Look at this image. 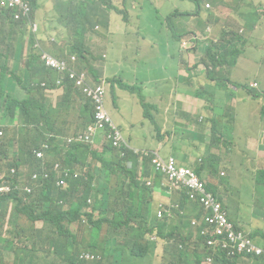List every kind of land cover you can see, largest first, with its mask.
<instances>
[{
	"label": "trees",
	"instance_id": "trees-1",
	"mask_svg": "<svg viewBox=\"0 0 264 264\" xmlns=\"http://www.w3.org/2000/svg\"><path fill=\"white\" fill-rule=\"evenodd\" d=\"M28 1L32 6V19L37 20L35 10L39 9V0ZM192 1L196 9L171 12L168 25L177 22L173 16L186 17L193 12L208 22L201 26L188 20L186 23L194 27L184 32L192 35L191 51L197 55L195 66L200 63L207 66V72L196 76L204 80L215 79L216 76L210 73L220 67L218 74L225 64L247 57L244 54L246 46L263 35L260 29L264 26L261 22L264 11L261 5L264 3L252 0L253 10L244 11L243 6H251L238 0L221 17L219 13L203 12L204 0ZM48 5L47 15L51 19L47 30L57 31V38L52 40L48 36L45 39L53 43L65 38V32L70 31L68 40L72 43L56 57L42 48V35L40 47L36 46V35L28 30L25 20L15 21L9 12L0 10V131H3L0 135V170L5 165L3 160L8 158L9 165L28 169V178L30 171L50 173V177L27 196L21 191L0 194V264H44L45 258L46 264H211L205 260L207 256L217 257L215 263L218 264H237L241 257L229 258L219 248L208 246V239L214 235L206 223H193L199 217L193 218L189 212L181 210L187 204L186 195L182 194V207L174 210L172 219L168 215L158 217L155 201L160 199L162 203H168L161 198L163 176L154 170L150 157L141 160L131 151L121 156L119 149L109 141L105 152L100 153L92 147V142L77 140L90 134V129L95 126V99L85 91V84L75 88L67 79L66 70L80 68L88 61V35L95 31L96 25L107 29L110 19L107 13L98 12L100 7L91 0H49ZM130 14L132 12L127 16ZM171 28L170 34L179 41L182 35L177 33L183 31L174 25ZM215 29L217 41L213 45L209 35ZM27 39L30 47L24 57ZM178 41L170 44L172 53L178 56L183 53L182 58L188 56L190 49L179 51L175 43ZM141 44L156 47L145 36L138 38L137 48ZM44 52L58 61L69 60L68 65L60 69L65 85L59 81L56 67L47 65L42 58ZM135 52H129L128 61ZM72 57L75 60H71ZM186 64L191 73L194 66ZM104 81L107 85L114 80L96 79L98 84ZM227 85L229 89L225 88ZM234 85V80L226 78L223 88L215 90L230 96L232 106H235ZM243 86L249 94L255 93L248 85ZM134 93L145 108V117H150L152 112L145 93L141 90ZM226 109L228 115L229 109ZM197 115L199 119L201 115ZM224 120L222 111L212 113L208 110L202 124L211 128L215 140L222 141L226 139V133L218 128V123L222 121L226 126H229L227 123L232 126L236 122L230 118L227 123ZM184 128L183 125L179 129ZM68 136L75 141L69 144ZM205 136L201 135L198 141L208 148L210 144H206ZM175 137L179 140L182 130L175 131ZM43 144L51 145L52 149L45 158H38L35 151L42 149ZM58 161L62 163L59 172L54 168ZM196 171L204 178L199 167ZM101 172L98 181H90ZM66 173H69L68 177ZM146 178H152L153 184L148 185ZM61 179L65 180L64 185H59ZM105 184L108 194L104 191ZM238 211L235 224L244 228L257 243L264 244V240L257 238L264 237V232L245 227L240 220L243 215L239 216ZM73 246L77 257L71 259L68 252ZM83 250L96 252L100 259L94 262L80 259ZM150 251L154 256L151 261L148 259ZM127 252L129 256L125 258ZM248 259L254 264H264V256Z\"/></svg>",
	"mask_w": 264,
	"mask_h": 264
},
{
	"label": "rangeland",
	"instance_id": "rangeland-1",
	"mask_svg": "<svg viewBox=\"0 0 264 264\" xmlns=\"http://www.w3.org/2000/svg\"><path fill=\"white\" fill-rule=\"evenodd\" d=\"M49 0H39V9L35 10L36 13V23L38 25V36H40L43 31L45 34L50 33L51 31L47 30V26L51 17L47 15V9ZM95 1L99 6L98 12H105L109 15L110 23L108 28L96 25L95 31L88 35L86 46L89 48L91 53L100 58L104 65L107 67L108 72L110 73L112 79L120 84L125 86L124 89L130 94V99L132 103L128 110V119L135 124V128L139 131L140 135H143L146 132V127L141 123L144 121L147 124L148 120L144 118L145 108L142 105L138 94L134 93L141 90L142 94L148 97L149 100V109L153 113L154 117H157V108L160 104L161 111L158 113H164L170 121V126L174 127L177 131L182 127L183 122H187L186 118L182 115H177L180 112L178 106V95L187 92L199 98L196 101L183 102V107L185 111L192 109L197 114L204 115L208 110L212 113L222 111L224 113L225 122L234 121L239 117H248L260 101L259 98H264L263 91L258 93L255 96L248 97L244 95L243 87H241L242 97H238V93L232 92L235 97L233 102L236 103L235 106L230 104L231 97L226 95L223 91H215L216 88L221 87V83L217 79L223 80L226 78H231L237 84L250 83L254 81V76L264 79V26L260 29L262 31V36H259V40H256L255 43H249L244 50V54L247 57L237 61H233L229 64H225L224 70L216 73L219 69H216V72L210 73L211 76L215 79L208 78L204 80L200 76L203 72L207 70L203 67V63H200L195 66V58L193 60V54L191 49L193 48L192 35L186 34L184 30L190 31L194 26L186 23L190 21L191 24L199 23L201 26L208 24L207 21H203L198 18V14L195 15L189 14L186 17L183 16H173L175 22L174 25L176 28H179L181 31L177 35H182L181 39L178 41L176 36L170 34L171 26L168 25V18L170 17L171 12L174 11H194L196 9V4L192 0H91ZM206 4L203 5L202 11L213 15L214 13H219L221 17L225 16V11H230V5L235 6L238 0H204ZM248 3L251 8L246 6L242 7V10L248 11L253 10L252 0H244ZM257 0L255 2H259ZM117 7V9L115 8ZM263 7L264 9V5ZM121 11V13H120ZM128 12H132V15L127 16ZM100 18V17H95ZM185 22V23H180ZM261 22H264V11L261 17ZM99 27L96 29V27ZM130 30V32H128ZM211 33L209 36L216 38V32ZM70 31L65 32V38L58 39L56 42L48 43L45 37L42 38V48L47 50L55 57L65 51L72 43L68 40ZM145 36L156 45L152 48L149 44H141L137 48L136 43L138 38ZM51 38L56 39L55 35H52ZM174 41H178L177 49L179 51H185L190 49L189 55L182 58L181 55L172 53L170 49V44ZM29 41L27 39L24 45V54L28 53ZM136 50L135 55H132L128 59L126 58L129 52ZM197 58V56H196ZM181 60H183L181 62ZM98 59H95L94 62H97ZM128 62V63H127ZM188 66H194L189 73L187 68ZM127 63V65H126ZM93 64V63H91ZM125 65V66H121ZM180 68L182 72L180 73ZM220 68V67H219ZM84 69H88L87 67ZM89 70V69H88ZM90 71V70H89ZM91 72V71H90ZM182 75H184L187 80L183 82ZM196 76V77H195ZM261 89V86L256 87ZM57 94V93H56ZM59 97L60 95L57 94ZM86 100V99H84ZM154 105L156 107H154ZM228 115H227V109ZM149 109H146V112H150ZM177 115V116H176ZM115 120H119L120 114H113ZM176 120V121H175ZM193 126L194 123L192 120L188 122L185 130H183V136L185 140L193 135L190 126ZM218 128L229 129L228 137L231 138V143L236 144V141H233L234 138L238 137L240 133H245L240 135L242 138L241 141H244L252 132H245L240 124V121H237L232 126H226L222 121L218 123ZM200 126L194 128L196 132L200 131ZM142 140V136L141 139ZM142 143L143 141H139ZM138 144V143H137ZM241 144V142H240ZM172 148L168 147L167 153H171ZM236 157L233 160V163L237 165L240 172L235 175L231 174V180L233 184L238 185L241 188V191L235 190L233 193V201L231 202V207L228 208L225 204L223 207L227 210L228 214L230 213L233 216V219L237 213L238 209H243L247 212L243 213V218L240 220L243 222L245 227L254 228L260 232H264V217L257 212V209L253 202V189L251 182L248 180V175L244 177L241 174V170L245 168H240V159L242 157V152L238 149L233 152ZM8 158L3 160V164L7 161ZM196 170V167H194ZM246 175V172L244 173ZM28 175V174H27ZM164 181V176H163ZM260 188V185H259ZM160 202V199L157 200V205ZM86 224V223H83ZM264 238V237H263ZM172 252L170 246H167ZM154 247H151V251ZM85 251V250H83ZM148 255L149 261L154 258L153 254ZM68 256L72 258L77 257L76 247H72L68 252ZM128 252L125 254V258H128ZM207 259V258H206ZM66 264V262H65Z\"/></svg>",
	"mask_w": 264,
	"mask_h": 264
},
{
	"label": "crops",
	"instance_id": "crops-1",
	"mask_svg": "<svg viewBox=\"0 0 264 264\" xmlns=\"http://www.w3.org/2000/svg\"><path fill=\"white\" fill-rule=\"evenodd\" d=\"M260 1H263L264 3V0ZM56 32L57 31H51L48 34H45L43 31L42 36L45 38L52 35L56 36ZM216 41L217 39L215 37L209 36V42H211V44L215 45ZM251 43H255V41ZM26 55L27 54H24V57ZM196 56V53L193 54V60L195 58V62ZM95 59H98V61L94 62ZM88 61L93 69L92 77L94 80H106L112 78L103 61L100 58L94 56L91 51L90 56L88 57ZM204 68L207 69V66L205 64ZM217 69L220 68L218 67ZM56 71L60 81V70L56 68ZM180 73H183L182 68H180ZM253 78L254 81H251L250 83L237 84L235 82L234 91L238 93V97H242L240 86H250V84L254 82L258 83V87L261 86V89L253 88L255 93L249 94L248 90L243 87L244 95L252 97L262 91L264 92V79L262 80L261 78L256 76H254ZM182 79L184 83L187 80L184 75H182ZM222 79V81L221 79H217L218 82L221 83V87L219 89L223 88L222 84L224 83V78L222 77ZM124 87L125 86H121L115 81L109 82L107 84L108 93L106 98V104L112 117L115 113L120 114L119 120H114L120 126L126 138L134 147L139 149L160 150L164 155H175L179 163L183 165L192 167L193 169L194 167H199L200 172H202L204 175L203 179L206 181L209 189H211L218 196L220 201L225 204L228 208L232 206L231 202L233 201V196L231 192L233 193V191L235 190L241 191V188H239L238 185L233 184L231 180L232 173L237 175L240 172V170H238L237 168V165L233 163V160L236 157L233 152L238 149L240 152H242V157L240 159V168H245V170H241V174L244 177L248 175V180L251 182V186L253 189L254 205L257 209V212L264 217V98H259L260 101L258 102L256 108L252 112H250L251 114L248 117H239L238 119H235L236 122L240 121V124L245 132H252V134L249 135L250 137H248L244 141H241L242 138L240 137V135L245 133H240L238 137L233 139V141H236L237 143H231L230 145L231 138L227 136V132L229 129H224L226 133V139L222 141H217L214 137L215 134H211V128L202 124L204 121V116L208 112L204 115L199 114L201 116L198 119L197 113L192 109H190L189 111H185L183 107V102H192L199 99L195 98V96L187 92L178 95V106L180 112H178L177 115H182L186 118L187 122H183L182 125L188 126V122L190 120H192L194 123L193 126L189 125L190 128H193L191 129L193 135L188 139V141H186L185 137L183 136V130L187 128H184L182 130V137L177 140V138L175 137V131L177 130L174 127L170 126L169 118L162 112L158 113L161 111L160 104L156 110L158 115L157 117H154L153 113L148 118L144 115V118L147 119L148 122L147 124H145L144 121H141V123L146 127V132L143 135H140L139 131L135 128V124L128 119L127 112L132 103V100L130 99V94L124 89ZM225 88L229 89V86L227 85ZM145 98L146 101L149 103L148 97L146 95ZM154 107L156 106L154 105ZM227 125L231 126V124L229 123H227ZM197 126H200L201 128L199 132H196V130H194V128H196ZM201 135H206L204 137L206 139V144H210L208 148H204L205 145H200L198 139ZM141 136L142 140H140ZM139 141L143 142L140 143ZM107 144L109 143L106 140H103L100 136H96L94 142L92 143V147L98 152L104 153ZM168 147L172 148L171 153H167ZM106 156L108 157L109 154H106ZM77 171L81 172L79 170ZM102 172L99 177H93L90 181H98L102 176ZM245 172L246 175L244 174ZM162 187L164 189V192L161 198H163L168 203V206L170 207L168 216H170L172 219L174 217V210L181 209L182 201L184 198L178 190L165 185H162ZM104 191L108 194V186L106 184L104 186ZM157 208V201H155L156 211ZM181 210L189 212L193 216V218L200 217L201 215L200 206L196 202L191 200H188L187 204L184 205V208ZM238 212L240 216L241 214L243 215V213L247 211L239 209ZM228 215L230 219L234 223H236V221L233 219V216L230 213ZM257 238L258 241L264 240L262 236H257ZM246 258H239L237 260V264H254V262L250 261L248 257ZM44 264H46V258ZM213 264L218 263L214 262Z\"/></svg>",
	"mask_w": 264,
	"mask_h": 264
},
{
	"label": "built area",
	"instance_id": "built-area-1",
	"mask_svg": "<svg viewBox=\"0 0 264 264\" xmlns=\"http://www.w3.org/2000/svg\"><path fill=\"white\" fill-rule=\"evenodd\" d=\"M0 8L8 10L14 20L26 21L28 30L36 35V46L40 47V36H38V25L36 20L32 19V6L28 0H0ZM52 39V38H51ZM52 40H55L54 38ZM42 58L49 66L56 67L59 64L66 66L68 62L58 60L51 54L44 52ZM78 83H85L81 77ZM85 91L93 95L95 99V126L90 129V134L86 137H79L77 140L84 142H94L96 136H100L103 140L112 143V146L119 149L121 156H125L128 152H133L140 157L141 160L146 157L151 158V164L156 172L163 174L171 188L178 190L181 194L188 196L190 199L200 203L202 214L198 219H194L193 223H206L208 230L213 233V237L207 241L208 246L219 248V251L226 253L227 257H263L264 244H259L244 228L237 226L229 217L228 212L224 209L223 204L218 197L209 189L206 181L192 167L179 163L175 155H164L160 150L139 149L134 147L126 138L120 126L112 117L107 108V85L103 83L86 82ZM257 86L255 82L252 84ZM3 131H0V135ZM69 144L75 141L74 138L68 136ZM51 145L43 144V148L35 151L38 158H45L46 153L51 150ZM9 159L4 163V167L0 170V194H10L21 191L23 194L32 193L35 188L39 187L44 179L50 177L49 171H30V177L27 176L28 169H19L17 166L9 165ZM60 161L55 162L54 168L57 172L61 167ZM131 165V163H128ZM66 177L69 173L65 174ZM147 183L152 185V178H146ZM65 180H59V185H64ZM170 207L162 202L158 203L157 214L159 218L168 215ZM156 240V237H152ZM81 258L87 261L98 259L99 256L83 252ZM207 258V259H206ZM216 257L207 256L205 260L213 264Z\"/></svg>",
	"mask_w": 264,
	"mask_h": 264
},
{
	"label": "clouds",
	"instance_id": "clouds-1",
	"mask_svg": "<svg viewBox=\"0 0 264 264\" xmlns=\"http://www.w3.org/2000/svg\"><path fill=\"white\" fill-rule=\"evenodd\" d=\"M0 10H3V11H6V12H9L8 10H5V9H1L0 8ZM10 13V12H9ZM10 15H11V17H12V14L10 13ZM12 19H13V17H12ZM14 20V19H13ZM16 21V20H15ZM42 35V34H41ZM63 60H66L68 63H69V60L68 59H63ZM71 60H75V58L74 57H72L71 58ZM62 61V60H61ZM61 61H58V62H61ZM68 65V64H67ZM66 65V66H67ZM66 66H63V65H58V66H56V68H58L59 70L60 69H62L63 67H66ZM88 68V69H84V68ZM92 67L90 66V64H89V61L88 62H85V64L82 66V67H80V68H77V69H74V70H70V69H68V70H66V74H67V79H69L72 83H73V85H74V87L76 88L77 86H80V85H83V84H85L86 82H95L96 80H94L93 79V77H92ZM62 77H64V73L62 74ZM62 77H61V80H60V82L63 84V85H65V81H63L62 80ZM83 78L84 79V82L85 83H83V84H81V83H78V79L79 78ZM255 83V82H254ZM253 83H251L250 84V86H249V88H256V87H258V85L257 86H253L252 85ZM258 84V83H257ZM85 86H86V84H85ZM242 87H244V86H242ZM245 88V87H244ZM197 172V171H196ZM198 173V172H197ZM162 174V173H161ZM162 176H163V174H162ZM202 178V177H201ZM152 184H153V180H152ZM162 185H165V186H169L170 187V185H168V182H167V180L166 179H164V181H163V178H162V183H161ZM149 185V184H148ZM211 190V189H210ZM212 191V190H211ZM213 192V191H212ZM214 193V192H213ZM215 194V193H214ZM216 195V194H215ZM217 196V195H216ZM187 198H188V200H191V201H194V200H192V199H190L188 196H186ZM218 197V196H217ZM219 199V198H218ZM220 200V199H219ZM194 202H196L199 206H200V208H201V211H202V207H201V205H200V203L199 202H197V201H194ZM221 202V201H220ZM222 203V202H221ZM223 204V203H222ZM227 211V210H226ZM83 252H90V253H93V254H95V255H97V256H99V258L98 259H95V260H92V261H87V260H84V259H82L81 258V254L83 253ZM81 254H80V259H82V260H84V261H86V262H94V261H96V260H99L100 259V255L99 254H97L96 252H93V251H90V250H85V251H82L81 252ZM217 258V257H216ZM216 258L214 259V262H215V260H216ZM213 262V263H214Z\"/></svg>",
	"mask_w": 264,
	"mask_h": 264
}]
</instances>
